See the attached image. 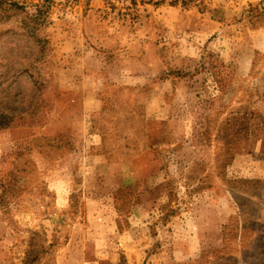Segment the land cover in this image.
Instances as JSON below:
<instances>
[{"label":"rangeland","instance_id":"1","mask_svg":"<svg viewBox=\"0 0 264 264\" xmlns=\"http://www.w3.org/2000/svg\"><path fill=\"white\" fill-rule=\"evenodd\" d=\"M260 218L264 0H0V264H264Z\"/></svg>","mask_w":264,"mask_h":264},{"label":"crops","instance_id":"2","mask_svg":"<svg viewBox=\"0 0 264 264\" xmlns=\"http://www.w3.org/2000/svg\"><path fill=\"white\" fill-rule=\"evenodd\" d=\"M90 214V213H89ZM92 215V214H91ZM261 223L264 225V221L260 218ZM204 221V228L202 232H198V235H196V237H185L187 238V240H185L187 242V254H188V258L190 257H198L199 252H202L203 250H205L206 248H212V247H221L222 246V242L224 239L223 233L221 232V227L225 222V218H222V215H219L218 217H216L215 219L211 220H203ZM80 223V222H78ZM207 224L210 228L213 227V232H210V228L207 229L206 225ZM242 224V223H241ZM78 225V224H76ZM201 229V227H200ZM207 230V231H206ZM256 237H260V241L264 242V230L261 232V234H254L252 235V239L254 241V239H256ZM127 238V237H126ZM125 238V239H126ZM133 241V240H131ZM242 241V234L238 236V242ZM98 252V249H97ZM178 253V252H177ZM193 253V254H192ZM174 255V253H173ZM81 260H77L75 264H84L83 263V259L84 256H86L85 254H82L81 252ZM180 256L178 255H174L171 258V262L175 263L177 261H180ZM187 259V258H186ZM252 260H254V258H251ZM69 263V262H68ZM150 264V263H147ZM152 264H159L157 261L155 263Z\"/></svg>","mask_w":264,"mask_h":264}]
</instances>
